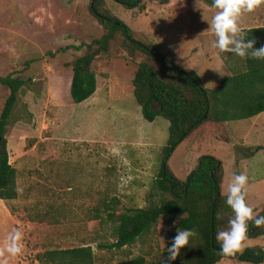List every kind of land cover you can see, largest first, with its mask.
I'll return each instance as SVG.
<instances>
[{"label":"rangeland","instance_id":"rangeland-1","mask_svg":"<svg viewBox=\"0 0 264 264\" xmlns=\"http://www.w3.org/2000/svg\"><path fill=\"white\" fill-rule=\"evenodd\" d=\"M92 1L0 0V76L14 73L30 78L20 91L6 135L10 162L19 173L17 181L21 188L20 197L8 205L22 222L23 254L33 261L38 253L47 249L90 245L96 264H117L138 255L157 262L167 257V245H171L180 228L176 217L160 218L148 233L131 245L103 247L117 240L114 223L96 217L97 214L106 216L105 203H109V211L120 213L161 201L162 195L154 185L164 155L162 147L169 138L170 123L159 116V123L168 124L164 130L167 137L164 146L137 141L138 136L152 137L154 127L144 119L131 89L126 96L121 93L111 104V112L103 116L97 127L89 122L90 127L84 120V106L74 103L71 97L72 69L64 66L67 61L85 54L87 47L64 51L60 48L89 44L105 33L104 26L90 10ZM168 3L144 0L146 11L141 6L127 8L114 0H105L100 9L119 17L136 39L158 46L167 57L194 60L195 47L201 40L193 36V27L188 24V14L183 9L189 8L191 15L198 10L205 15H215L217 9L207 0H170ZM255 16H264V6L245 13L241 25L253 22ZM111 49L109 56L115 58L97 59L93 65L96 73L115 70L111 60L121 58L119 55L126 50L120 34ZM199 49L202 50V46ZM50 52L58 53L52 57ZM31 59L34 61L25 69L26 61ZM129 84L123 81L122 86L129 88ZM57 93L62 109L59 103L49 101ZM8 95L9 90L0 84V113ZM137 110L145 122L143 125L137 122ZM253 123L258 124L252 127ZM262 124L264 115L231 121L235 142L250 130L255 137L261 132ZM89 128L108 142L93 141V136L86 134L92 132ZM161 141L157 144L163 143ZM223 146L219 153L229 160V172L222 188L225 189L234 175L230 173L234 165L230 160L240 151L238 147H229L232 145L229 149L226 144ZM197 163L186 154L184 147L170 158L175 174L183 179ZM263 174L264 169H259V175ZM31 218L33 229L28 223ZM32 231L33 240L30 239ZM250 242L251 247L264 249V237L250 239ZM218 264H237V261L224 259Z\"/></svg>","mask_w":264,"mask_h":264},{"label":"trees","instance_id":"trees-1","mask_svg":"<svg viewBox=\"0 0 264 264\" xmlns=\"http://www.w3.org/2000/svg\"><path fill=\"white\" fill-rule=\"evenodd\" d=\"M105 0H93L91 12L104 26L105 33L91 43L66 46L82 50L85 54L65 63L73 71L71 97L74 103H82L97 90V73L93 65L97 59L109 57L111 45L118 34L124 39L125 49L119 57L132 59L138 68L132 84L134 95L146 120L153 122L161 116L169 121V138L162 147L163 158L154 187L162 195L159 203L145 207H134L120 213L109 211L97 214L101 221L114 223L117 240L107 248H123L135 243L148 233L164 216L178 218L182 229H194L198 237L181 251L180 257L171 264H218L224 259L243 263L264 262V249L249 247L242 253L226 256L220 253L215 239L218 230L224 229L233 217L225 197L221 195L224 176L223 162L212 154L199 158L197 166L186 179L178 177L170 165V158L186 139L197 138L198 144L209 136L216 135L228 140L225 124L229 121L251 118L264 111V60L245 59L246 69L226 77L218 89L206 88L200 76L167 57L154 44L144 43L134 37L129 26L114 14L100 9ZM127 8L144 6V0H114ZM168 3L170 0H161ZM212 4V0H207ZM96 12L100 13L98 15ZM248 39L256 41L255 47L264 46V26L245 29ZM58 53V52H57ZM56 52H50L55 57ZM108 59V58H107ZM34 60H27L25 69ZM30 78L9 73L0 76V84L9 90V95L0 113V199L10 202L18 198L17 169L10 162L7 131L10 118L19 100L23 87ZM166 196H170L167 198ZM264 215V207L258 211ZM264 237V226L249 222L248 238ZM164 259L153 262L138 255L117 264H164ZM40 264H96L95 253L90 245L69 248L47 249L37 254Z\"/></svg>","mask_w":264,"mask_h":264},{"label":"crops","instance_id":"crops-1","mask_svg":"<svg viewBox=\"0 0 264 264\" xmlns=\"http://www.w3.org/2000/svg\"><path fill=\"white\" fill-rule=\"evenodd\" d=\"M166 5H169V3ZM144 10L147 11L148 10L147 7ZM162 10H164V8H162ZM183 12L185 14H188V24L192 25L193 27L192 30L193 36L199 38L201 42L197 44V47H195L193 53L195 55L194 60L193 58L176 59L175 57L171 59L179 63L184 68L191 71H195L200 76L203 85L209 89H218L220 87L221 82L226 77H229L234 73L245 71L246 69L245 59L240 57L237 58V56L231 53H220L218 49H215L211 46L212 41L215 39V36L207 20L211 21L214 15H205L204 11H200V10L196 11L195 14L191 15V10L186 6L184 7ZM204 17L207 20H205ZM263 21H264V16H255L253 22L248 23L247 25L242 24L241 27L244 29H249L252 27H261L264 26ZM199 44L200 46H202L203 48L202 50L199 49L200 47ZM110 63L114 64L112 67H115V70L111 67L113 71H109L107 73H102V74L97 73L96 92L86 101L82 103H78L79 105L81 104V106H84V110L82 114L84 115V120H86V122L88 121L89 126L91 124L92 126L94 124L96 127L99 125V122L101 121L103 116H105L106 113L111 112L112 109L111 104L114 103V101H116L117 98L120 97L121 93L126 96L128 94L129 89L133 90L134 92V86L133 88L131 87V82L134 73L138 68L137 62L132 59L119 58V59H112ZM64 67H62V69ZM216 69L225 72L226 75L221 76L219 71ZM60 73L61 75H63L64 71L62 70ZM72 75H73V71L71 74V79H72ZM123 81L127 82V84L128 82H130L129 88H124L122 86ZM53 97L55 98H51V100L49 99V101H52V103H59L61 105L59 109H62L63 103L60 102L61 100L59 94L57 93ZM139 107L141 109L140 105ZM136 114H137V122L143 125L145 122H143L144 120L142 119V116L140 115L138 110ZM263 115H264V111L251 118L256 119V117H262ZM68 119H70V117ZM158 119L159 117H157L153 122H150L151 124H153L154 127L153 128L154 135L152 137L138 136L137 141H141L142 143H146V144L155 143L158 147L164 146V141L167 139L166 132L164 130L166 129V126H168V124L164 125V122L159 123ZM230 122L231 121L225 124L227 136L229 137L228 140H221L216 135L209 134V136H207L202 141L201 144H198L196 137L189 138L184 140L177 147L175 151L179 150L181 147H184L186 154L188 156H192L193 158H195L196 162L199 161V158L201 156L207 154H212L217 159L221 160L224 165V176L222 181V188H223V185L227 180V174L229 172L228 164H227L229 160H226L224 157H222L219 152L223 147H225L223 146L224 144H226L227 147L229 145H232L229 147H234V148L238 147V150L240 151L241 155L240 154L238 156L234 155L231 158L230 160L231 164L234 163V165L230 173L232 174L243 173L248 176L249 178V186H248L249 190L247 197L248 202L253 208H256L258 211H260L264 207V174L259 175V169H264V143H263L264 124L260 125L261 132L257 133L255 137L252 136L253 130H250L249 132H246L244 135L240 136L238 141L235 142L234 134L232 128L230 127ZM257 124L258 123H253L252 127L257 126ZM88 130L92 132L86 134L87 136H93L92 138L93 141L108 142L107 138L99 137L96 130L92 128H89ZM71 140L75 141V138H72ZM85 140L90 141L91 139H85ZM159 140H162L161 142L163 143L157 144ZM205 147L208 148H206L207 153L204 154ZM230 149L232 150V148ZM173 154H175V152ZM260 165H262L263 167H261ZM191 170L192 169L188 170L187 173L188 175L191 172ZM18 174H17V179H18ZM17 183L19 188V195H18L19 198L21 195V188L19 186L18 181ZM10 202H6L0 199V235L2 236V238L0 237V248L4 247L6 242V237L9 234V232H11L13 229L18 228L21 232H23L22 222L19 219H17L16 216L13 215L12 210L9 208L8 203ZM28 223L30 227L33 229V218H31L28 221ZM30 239L33 240V231L30 235ZM9 264H40V262L38 261V259H34L33 261L32 257L29 258L28 256L25 255V253L24 254L22 253L18 257L9 258ZM237 264H253V263L237 262ZM261 264H264V262Z\"/></svg>","mask_w":264,"mask_h":264},{"label":"clouds","instance_id":"clouds-1","mask_svg":"<svg viewBox=\"0 0 264 264\" xmlns=\"http://www.w3.org/2000/svg\"><path fill=\"white\" fill-rule=\"evenodd\" d=\"M212 6L217 9L209 22L215 39L211 46L220 53H231L243 59L264 60V46L256 48V41L248 39L247 33L241 27V18L245 13H252L264 6V0H212ZM219 71L221 76L225 72ZM249 178L243 173L234 174L221 195L227 206L232 210L233 217L226 228L218 230L215 239L219 244V251L226 256L242 253L252 246L248 238L249 222L257 227L264 226V215H259L248 202ZM194 229L177 228V233L166 248L168 253L164 264H171L181 255L182 249L190 246L192 239L198 237ZM23 233L15 228L6 237L3 248H0V264H9V258L20 256L24 250Z\"/></svg>","mask_w":264,"mask_h":264},{"label":"water","instance_id":"water-1","mask_svg":"<svg viewBox=\"0 0 264 264\" xmlns=\"http://www.w3.org/2000/svg\"><path fill=\"white\" fill-rule=\"evenodd\" d=\"M98 15H101L100 13L96 12Z\"/></svg>","mask_w":264,"mask_h":264}]
</instances>
